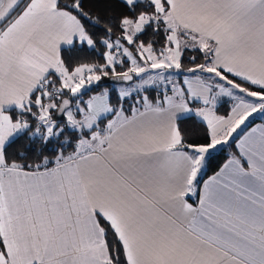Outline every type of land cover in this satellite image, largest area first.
<instances>
[{"label": "snow or ice", "instance_id": "1", "mask_svg": "<svg viewBox=\"0 0 264 264\" xmlns=\"http://www.w3.org/2000/svg\"><path fill=\"white\" fill-rule=\"evenodd\" d=\"M119 4L93 19L82 0H0V264H264V126L198 182L210 150L264 113V0ZM63 45L103 62L66 61ZM191 51L202 61L185 67ZM134 77L115 106L107 88L82 102L104 78ZM182 113L206 123L207 143L185 140Z\"/></svg>", "mask_w": 264, "mask_h": 264}, {"label": "trees", "instance_id": "2", "mask_svg": "<svg viewBox=\"0 0 264 264\" xmlns=\"http://www.w3.org/2000/svg\"><path fill=\"white\" fill-rule=\"evenodd\" d=\"M62 2H67V0H62ZM83 8L85 12L91 14L93 19L95 17H110L112 15L118 14L120 11V4L119 0H82ZM87 25V21H83ZM102 26V25H101ZM90 32H95L97 37L102 36L103 32L99 31L96 27H89L88 29ZM145 40L154 39L157 41L156 47L159 48L163 43L162 36H153L151 32L144 37ZM102 49L97 48L96 50L88 49L84 46H78L77 48L70 49V47L64 49L62 51V55L66 61H69L70 56H79L82 58L83 61L86 62H100L103 61L100 59V52ZM195 56L197 58V62L202 61L201 54L195 51L186 52L183 58V63L185 67L192 66L190 63V58ZM74 63L75 61H69ZM118 70H120L118 68ZM190 75L187 73H180L178 74V79H182V76ZM119 83L115 82L111 78H104L99 85L91 86L87 91L81 94L82 102L86 101L88 97L92 94L99 93L103 91L105 88L109 90L110 93V102L112 105H117L118 96H119V88L117 87ZM148 95L150 98H156L160 93L158 89L149 88L146 92H141L140 95ZM137 94L134 93L132 97L126 98L125 101H121L125 108H130V106L134 103ZM233 102L228 97H222L221 103L217 105V114L227 116L230 113L231 107ZM260 120H264V118H254L250 125L259 122ZM106 123V121H105ZM178 124L181 129L182 135L184 136L185 140L188 142L193 143H207V126L205 122H202L201 119L195 117L194 115L183 117L178 119ZM103 126V124L101 125ZM71 131V130H69ZM238 137L236 136L230 142L220 148L217 151L212 152L207 158V165L205 171L202 176L198 178L199 186L201 187L202 182L207 179L209 176L215 174L220 170V168L225 164V162L234 154H237L236 151V142ZM22 144V142H21ZM21 144H14L9 151L14 152L18 148L21 147ZM75 146V142L73 141L71 146H65L66 152H71ZM40 148V145H33L32 147L27 149V162L34 163L39 162L40 156L37 154V149ZM57 145L55 143H50L43 149V155L48 156L50 159L53 157L56 151ZM197 198V197H196ZM196 198L191 197L190 201L195 203Z\"/></svg>", "mask_w": 264, "mask_h": 264}, {"label": "crops", "instance_id": "3", "mask_svg": "<svg viewBox=\"0 0 264 264\" xmlns=\"http://www.w3.org/2000/svg\"><path fill=\"white\" fill-rule=\"evenodd\" d=\"M68 47H69V46H67V45H63V46H62V51H63L64 49L68 48ZM177 77H178V74H176V76H174V79H178ZM137 79H139V78H138V77H134V81H136ZM182 79H183V76H182ZM182 79H181V80H182ZM117 87L119 88V90H120L121 88H126V87H124L123 85H117ZM86 91H87V90H86ZM83 92H85V91H83ZM97 94H98V93H95V94H92L91 96H93V95H97ZM91 96H90V97H91ZM81 97H84V96H81ZM90 97H88V98L86 99V101H87ZM221 99H222V98H220L219 103L221 102ZM109 100H110V93H109ZM110 103H111V102H110ZM218 105H219V104H218ZM192 115H193L192 113H182V114L179 115V118L188 117V116H192ZM256 118H259V119L264 118V113H258L257 116H256ZM256 118H255V119H256ZM199 119H201V118H199ZM252 120H253V119H252ZM252 120H251V121H252ZM251 121H250L249 124L244 128V130H242V131L237 135V137H238L237 142H236V151H237V154H234V155H236V156H239V154H240V148L238 147V145L241 143V141H242L246 136L252 134V133H253V129H256L255 135L258 137V136L260 135V131H261L262 126H264V120H260L259 122L255 123V124H253V125H252V124L250 125ZM101 127H102V126H101ZM229 141H230V139L227 140V142L222 143V147L225 146V145H227V144L229 143ZM220 145H221V144H220ZM220 145H217L215 149L210 150V154H211L212 152H214V151L219 150V149H218L219 147L222 148ZM234 155H232V156H231V157L225 162V164H227V163L229 162V160H230ZM225 164H224V165H225ZM224 165L220 168V170L224 167ZM205 168H206V167H205ZM205 168H204V169L202 170V172L198 175V178H199L200 176L203 175V173H204V171H205ZM220 170H219L218 172H220ZM218 172H216V173H218ZM216 173L213 174V175H211V176H209V177H208L207 179H205L204 181L209 180L212 176H215ZM204 181L202 182V185H201V187H200L201 189L203 188V183H204ZM193 198H196V196H193ZM190 202H191V201H190ZM196 202H197V198H196Z\"/></svg>", "mask_w": 264, "mask_h": 264}, {"label": "rangeland", "instance_id": "4", "mask_svg": "<svg viewBox=\"0 0 264 264\" xmlns=\"http://www.w3.org/2000/svg\"><path fill=\"white\" fill-rule=\"evenodd\" d=\"M174 76H176V75H174ZM174 78V77H173ZM114 80V79H113ZM139 79H137L136 81H138ZM116 83L118 82L119 84L118 85H123L124 87H129V86H132V87H134L135 86V82L136 81H133V82H126V83H122V82H120V81H117V80H114ZM89 88H87V89H85V90H83V91H86V90H88ZM83 93V92H82ZM220 101V100H219ZM221 103V102H220ZM219 102H218V104H220ZM217 104V105H218ZM256 116H257V114H253V116L252 117H250L246 122H245V124L244 125H242L241 126V128L240 129H237V131L235 132V133H233V135L230 137V138H228V140L230 139V140H232L233 138H235L242 130H244V128L249 124V122L252 120V119H254V118H256ZM230 142V141H229ZM221 147H222V144L220 145ZM218 149H220V147L218 148Z\"/></svg>", "mask_w": 264, "mask_h": 264}]
</instances>
